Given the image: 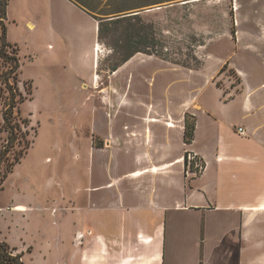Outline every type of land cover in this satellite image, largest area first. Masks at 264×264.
<instances>
[{"label":"rangeland","instance_id":"374dc122","mask_svg":"<svg viewBox=\"0 0 264 264\" xmlns=\"http://www.w3.org/2000/svg\"><path fill=\"white\" fill-rule=\"evenodd\" d=\"M35 1L9 0L8 5L6 49L12 54L17 48L20 68L16 77L9 75L11 89L0 80V153L8 148V163L20 158L9 172L2 162L1 177L7 173L0 178V206L25 199L43 209L50 207L52 213L34 212L26 219L1 213L0 238L12 245L26 241L14 245L24 253L26 264H65L71 250L61 245L62 240L67 243L72 213L59 212L57 206L71 207L72 190L89 177V161L95 160L97 179L106 172L110 176V169L102 165L108 161L114 162V175L131 164L132 153L121 148L112 157L106 154L110 147L106 135L109 130L121 135L125 124L130 131L137 130L147 107L142 101L161 100L176 111L189 96L200 109L204 103L210 114L199 116L198 147H202L214 142L222 126L234 128L238 104L224 108L221 97L230 99L242 79L249 88L264 90V0H237L238 25L234 0H177L139 14H133L137 9L123 0H81L104 22L96 46L97 52L101 50L96 56L99 68L92 80V71L74 59L77 43L64 35L67 18L79 21L80 15L63 0ZM31 21L34 29L28 26ZM1 35L0 27V50ZM9 67L10 62L0 57V75ZM95 73L100 74L98 88ZM120 90L127 95L121 104L114 98ZM11 98L12 122L21 126L14 133L18 138L14 144L11 128L4 126ZM187 114L196 122L194 111ZM181 144L176 136V149Z\"/></svg>","mask_w":264,"mask_h":264},{"label":"crops","instance_id":"0c3cea01","mask_svg":"<svg viewBox=\"0 0 264 264\" xmlns=\"http://www.w3.org/2000/svg\"><path fill=\"white\" fill-rule=\"evenodd\" d=\"M123 1L140 13L177 0ZM63 2L80 15L79 21L67 18L64 35L77 43L74 59L91 70V76L99 68L95 59L101 19L81 0ZM190 2L199 1L182 3ZM234 4L240 7L237 0ZM239 11L237 8L235 25L241 23ZM245 83L242 79L234 87L230 99L220 98L224 108L238 104L234 128L222 126L214 142L202 147H198L199 116L210 113L204 103L202 109L196 107L190 96L177 111L161 100L142 101L147 107L143 108L137 130L130 131L126 124L121 135L109 130L106 136L110 147L106 154L112 157L121 148L132 153V162L114 175V162L108 161L102 165L110 169V176L106 172L104 178L97 179L95 160L89 161V177L72 190L71 207L57 206L59 212L72 213L67 243L62 240L61 245L71 250L65 264H264V90H259L260 86L249 88ZM218 90L223 96L222 90ZM115 97L119 104L127 100L126 92L121 90ZM188 111L196 115L191 144L184 139ZM154 118L157 121L151 120ZM239 127L244 128L245 134L239 133ZM176 136L182 141L178 149ZM187 148L201 154L207 162L205 172L192 180L185 175ZM54 201L57 203L55 198ZM48 210L52 213L50 207L43 209L25 199L0 206V214L14 218L12 213H16L22 219L30 213ZM12 223L8 222L9 229ZM81 233L82 244L77 239ZM0 240L7 242L6 237ZM24 242L22 239L14 245ZM14 245L10 244L18 248Z\"/></svg>","mask_w":264,"mask_h":264},{"label":"trees","instance_id":"16d2710c","mask_svg":"<svg viewBox=\"0 0 264 264\" xmlns=\"http://www.w3.org/2000/svg\"><path fill=\"white\" fill-rule=\"evenodd\" d=\"M8 5H9V0H0V27L2 31V40L3 44L0 50V57L3 58L4 61L10 62V67L9 70L6 72V74H1L0 75V80L6 83L7 88L11 89V84L9 82V79L13 75L16 77L18 74V70L20 68V63L18 60V57L16 56L17 54V48H13L12 54H9V51L6 49L10 45V42H7V26H6V20L8 17ZM119 18V17H118ZM102 23H104L102 20H100V25H99V38H102ZM134 55H131L123 60V64L129 61ZM3 75V76H2ZM11 91V90H10ZM24 99V98H23ZM14 99L11 98V103L8 104V108L4 112V126L6 125L7 127L11 128L12 135H14L16 129H20L21 126L18 123L12 122V117L14 116V111L13 108L15 107V104L13 103ZM185 134H184V139L188 144H191L194 138V133L196 129V122L190 121L189 120V115L187 114L186 116V122H185ZM18 138L16 134L12 137L11 143L14 144L15 141H17ZM13 146V145H12ZM8 148L5 149L2 153H0V178L3 179L5 177L6 173L11 171L13 166L19 162V156H15V160L8 163ZM7 163L6 171L1 177V165L2 162ZM24 253L23 252H18L16 247L10 246L6 241L0 240V264H25L24 259H23Z\"/></svg>","mask_w":264,"mask_h":264},{"label":"built area","instance_id":"2783aa9c","mask_svg":"<svg viewBox=\"0 0 264 264\" xmlns=\"http://www.w3.org/2000/svg\"><path fill=\"white\" fill-rule=\"evenodd\" d=\"M234 10H236V4L233 5ZM236 23V19H235ZM238 131L240 134H245V130L243 127H239ZM185 163V175L188 179H195L200 177L207 168V162L205 158L196 152L193 149H186L184 156ZM84 238V233L78 234L77 239L80 244H82V240Z\"/></svg>","mask_w":264,"mask_h":264},{"label":"bare ground","instance_id":"6f19581e","mask_svg":"<svg viewBox=\"0 0 264 264\" xmlns=\"http://www.w3.org/2000/svg\"><path fill=\"white\" fill-rule=\"evenodd\" d=\"M193 1H201V0H193ZM237 8H238V10H239L240 7L236 4V11H237ZM28 26H29L30 29H34V28H35L34 23H31V22L28 23ZM98 45L100 46L99 43H98ZM50 47H51V46H50ZM100 52H101V50H100V51L98 50V52H97L98 56L100 55ZM96 60H97V61H96ZM98 63H99V57H97V58L95 59V66H97ZM95 78L98 79L97 82H95V84H96V85H99L100 74H95ZM95 78H94V81H96ZM97 88H98V87H97ZM106 97H107V96H106ZM107 98H108V97H107ZM49 160H50V159H49ZM20 210H26V208H25V207H20Z\"/></svg>","mask_w":264,"mask_h":264},{"label":"water","instance_id":"95a60500","mask_svg":"<svg viewBox=\"0 0 264 264\" xmlns=\"http://www.w3.org/2000/svg\"><path fill=\"white\" fill-rule=\"evenodd\" d=\"M139 12L138 11H136V12H134L133 14H138ZM112 19V18H111Z\"/></svg>","mask_w":264,"mask_h":264}]
</instances>
